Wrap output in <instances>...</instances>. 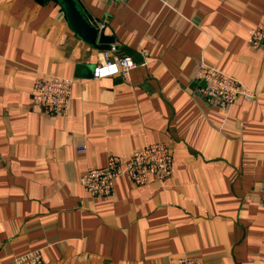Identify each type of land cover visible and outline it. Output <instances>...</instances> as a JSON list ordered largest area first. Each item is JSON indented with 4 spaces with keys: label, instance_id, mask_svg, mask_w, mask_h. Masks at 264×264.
Instances as JSON below:
<instances>
[{
    "label": "crops",
    "instance_id": "crops-1",
    "mask_svg": "<svg viewBox=\"0 0 264 264\" xmlns=\"http://www.w3.org/2000/svg\"><path fill=\"white\" fill-rule=\"evenodd\" d=\"M76 2L112 43L80 39L59 0H0V264L32 251L43 264H264V46L246 44L264 0ZM103 51L132 58L128 80L93 79ZM200 62L254 100L207 101ZM49 76L73 82L64 115L30 101ZM154 143L172 147L167 180L121 176L111 198L80 186Z\"/></svg>",
    "mask_w": 264,
    "mask_h": 264
},
{
    "label": "built area",
    "instance_id": "built-area-1",
    "mask_svg": "<svg viewBox=\"0 0 264 264\" xmlns=\"http://www.w3.org/2000/svg\"><path fill=\"white\" fill-rule=\"evenodd\" d=\"M123 3L126 0H110ZM163 5H169L174 0H159ZM103 28V25H100ZM246 44L253 50L264 46V22L247 30ZM144 54V52H142ZM136 67L129 56H117L111 51H103L99 63L92 72L93 79L118 75L124 80L129 79L130 71ZM197 81L203 83L201 92L207 101H212L221 110H228L238 100L251 103L254 94L240 84L232 76H228L216 68L200 62L196 72ZM73 82L70 79L49 76L36 79L30 92L32 105L50 116H61L67 111L72 100ZM81 151V150H80ZM173 150L171 145L154 143L135 150L125 158L110 156L105 166L88 168L82 172L78 182L91 197L111 198L115 193V182L121 176H126L134 185L144 186L150 179L159 182L167 180L172 172ZM259 204L264 209V176L259 188ZM9 264H43L42 256L37 251L18 256ZM175 264H202L192 257H180Z\"/></svg>",
    "mask_w": 264,
    "mask_h": 264
},
{
    "label": "water",
    "instance_id": "water-1",
    "mask_svg": "<svg viewBox=\"0 0 264 264\" xmlns=\"http://www.w3.org/2000/svg\"><path fill=\"white\" fill-rule=\"evenodd\" d=\"M59 2L65 11L68 24L80 39L91 46H95L97 41L112 43V38L105 37L89 16L78 9L76 0H59Z\"/></svg>",
    "mask_w": 264,
    "mask_h": 264
},
{
    "label": "trees",
    "instance_id": "trees-1",
    "mask_svg": "<svg viewBox=\"0 0 264 264\" xmlns=\"http://www.w3.org/2000/svg\"><path fill=\"white\" fill-rule=\"evenodd\" d=\"M40 1H43V0H40Z\"/></svg>",
    "mask_w": 264,
    "mask_h": 264
}]
</instances>
